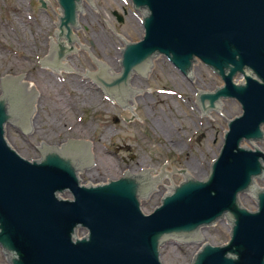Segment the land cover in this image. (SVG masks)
<instances>
[{
    "label": "water",
    "instance_id": "water-1",
    "mask_svg": "<svg viewBox=\"0 0 264 264\" xmlns=\"http://www.w3.org/2000/svg\"><path fill=\"white\" fill-rule=\"evenodd\" d=\"M83 1L58 0L59 60L75 50ZM133 2L137 9L149 11L145 37L127 45L120 75H111L102 65L89 76L113 94L116 89H130L134 72L149 71L157 54L166 55L186 75L197 59L214 70L224 85L200 95L204 112L218 109L230 98L240 103L243 115L235 114L230 123L211 174L205 181L192 179L176 188L148 216L138 200V180L81 187L76 174L78 149L49 152L38 164L30 161L39 159L26 160L23 151L6 140L9 123L19 115L26 123L21 93L28 86L22 83L23 76L9 78L0 96V244L13 255V264H163L164 241L196 235L228 214L234 223L231 242L224 247L211 245L226 243H207L211 245L192 264H264V191L257 193V212L239 203V195L252 188L254 178L264 177V149L241 146L244 139L264 138V0ZM239 74L245 76L244 83H235ZM66 189L74 200L57 198L56 193ZM78 228L86 229L88 237L78 239ZM85 234L78 231L80 237ZM1 245L0 264H11Z\"/></svg>",
    "mask_w": 264,
    "mask_h": 264
},
{
    "label": "rangeland",
    "instance_id": "rangeland-1",
    "mask_svg": "<svg viewBox=\"0 0 264 264\" xmlns=\"http://www.w3.org/2000/svg\"><path fill=\"white\" fill-rule=\"evenodd\" d=\"M44 1L46 8L41 0H0V96L3 83L11 76H23V83L32 84L29 91L37 94L31 96L28 124L23 126L17 120L7 126L8 141L23 151V157L32 159L41 158L37 151L40 146L58 149L72 141L86 148L91 161L82 177L88 184L120 179L126 170H134V175L161 169L171 173L172 166L183 170L175 178L176 185L206 179L221 153L230 121L242 113L240 105L231 99L221 101L212 114H203L196 107L195 92L217 90L224 84L221 78L199 63L195 80L191 78L194 82H188L166 57L158 56L150 78L137 74L132 84L141 90L169 88L175 95L165 97L159 105L152 104L151 98L148 106L134 103L133 109L122 110L86 74L94 71L96 60L104 62L113 74L120 71L125 45L144 36L145 12H135L130 0H86L77 34L79 46L67 57L69 68L62 72L40 65L55 47L52 40L58 42L61 15L57 0ZM115 11L124 16L123 23L114 16ZM173 100L180 101L177 107L172 106ZM124 116L131 121L126 123ZM115 118L122 121L115 124ZM199 122L206 134L201 144L197 143L199 132L192 136ZM177 135L185 148L180 165L172 156L171 144ZM120 145L130 150L117 152ZM243 146L264 149V141H245ZM255 187L264 188V179L256 180ZM240 202L244 207L258 208L254 192L242 194ZM160 204L161 200H143L142 209L152 212ZM232 226L226 217L202 230L199 238L170 239L162 246L161 260L189 264L207 243H228Z\"/></svg>",
    "mask_w": 264,
    "mask_h": 264
},
{
    "label": "flooded vegetation",
    "instance_id": "flooded-vegetation-1",
    "mask_svg": "<svg viewBox=\"0 0 264 264\" xmlns=\"http://www.w3.org/2000/svg\"><path fill=\"white\" fill-rule=\"evenodd\" d=\"M123 11H124L125 14H127L125 9ZM115 12L113 13L114 15H115ZM155 61H154L152 69L147 72L148 76H149L148 78H150V74L153 73V69L155 68V65H156ZM62 63L65 64L64 61H60V62H58V65L61 66ZM102 65L103 64H102L101 60L96 61L95 62V66H94V70L100 71L101 67H103ZM119 67H120V72H118L119 74H117V75H120L121 72H122L121 63L119 64ZM178 73L180 74V77L182 79L187 80L188 82H194V80H195V78H194V80L191 81L190 78H192L193 76L187 77L180 71H178ZM139 78H140V76H139ZM182 83H183V80H182ZM131 84H132V82H131ZM153 95H154V97H153ZM155 95H157V97ZM170 95H175V93L171 92V90L169 88L162 87V88H156V89L141 90L140 88L134 87L133 84H132V87L130 89H124V88L116 89V91L113 94H111V96L115 100L116 105L122 110H127L129 107L134 106L133 105L134 103L136 104V106H138V103H141V104H144V105L148 106L151 103V98H154V100H152V101H154L152 104H158L159 105L160 103L165 101V97L169 98ZM161 97H163V98H161ZM178 99H181L180 96H179ZM194 101H195L196 107L197 106L199 107L200 106V98H199L198 92H195V94H194ZM179 102H177L176 100H173L172 106H176L177 107V105H179ZM28 106H30V105H28ZM124 118H126V117L125 116L123 117V120L126 122V120ZM121 121H122V119L120 120V122ZM201 126H202V124L200 122H199L198 127L195 125L194 128H193V133H192V136H194L198 132L200 133L198 135V137H197V143L198 144H201L202 140L206 137V134L201 132ZM177 137H178V139L173 141L172 144H171L173 146V149H174V152H172V156L174 158H176V161H177L176 164L180 165L181 164L180 162L182 160V155L185 154V148H183L184 143H183L180 135H177ZM124 148L127 151L130 150V149L128 150L127 146L123 147L121 145L118 146L117 150H118V152H120ZM37 151L39 152L38 148H37ZM177 170L180 171L182 169L181 168H177L176 166H172L171 173L167 171L168 173L171 174V176L170 177L169 176H165L163 182L158 183L156 189L152 188V183L150 184V186H149V183H148V186L143 185L139 197L142 198V199H147V200H154V199L155 200H161L163 198L164 194H165L164 193L165 190H167V184L168 185L169 184L172 185V183L176 184L175 183V178H176V176H178L177 175L178 173H176ZM131 171L135 172L134 170H131ZM78 172H79L82 180L84 181L82 176H83V174H85V169H81ZM141 176L146 177L144 174H142ZM141 180L143 181V178H141ZM64 194L70 196V194L68 192H65ZM144 194H145L146 198H144V196H143Z\"/></svg>",
    "mask_w": 264,
    "mask_h": 264
},
{
    "label": "bare ground",
    "instance_id": "bare-ground-1",
    "mask_svg": "<svg viewBox=\"0 0 264 264\" xmlns=\"http://www.w3.org/2000/svg\"><path fill=\"white\" fill-rule=\"evenodd\" d=\"M53 43H55V40H53ZM54 59H55L54 56L51 55L50 57H47L46 61H47V63H49V62H53ZM149 172L152 175V177L154 178V180H158L159 177H161V176H165V175L170 176V174H168L166 172H160V174L159 173L156 174V172H152V171H149Z\"/></svg>",
    "mask_w": 264,
    "mask_h": 264
}]
</instances>
